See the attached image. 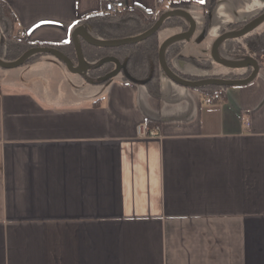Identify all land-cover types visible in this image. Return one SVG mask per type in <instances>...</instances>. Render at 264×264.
Masks as SVG:
<instances>
[{
	"label": "crops",
	"instance_id": "1",
	"mask_svg": "<svg viewBox=\"0 0 264 264\" xmlns=\"http://www.w3.org/2000/svg\"><path fill=\"white\" fill-rule=\"evenodd\" d=\"M3 1L15 35L54 47L79 27L96 36L78 21L109 0ZM123 1L146 18L173 9L193 16L194 33L179 43L184 57L171 58L189 79L249 68L217 63L212 46L264 12V0H214L211 9L212 0ZM181 26L168 24L161 42L188 30ZM260 57L252 81L225 86L210 104L212 92L162 69L156 95L145 80L125 78L124 64L98 82L51 53L0 66V264H264ZM142 123L159 134L138 137Z\"/></svg>",
	"mask_w": 264,
	"mask_h": 264
},
{
	"label": "trees",
	"instance_id": "2",
	"mask_svg": "<svg viewBox=\"0 0 264 264\" xmlns=\"http://www.w3.org/2000/svg\"><path fill=\"white\" fill-rule=\"evenodd\" d=\"M214 4V0L210 2V9ZM163 14V13H162ZM160 14L155 18H146L144 15L131 8H124L116 12L102 11L99 13L87 14L78 21L79 24L90 25L100 39H117L131 37L141 34L151 28ZM185 21L183 17L175 15L167 18L159 30L146 39L138 41L136 43H128L114 47H100L95 46L87 42L85 39H81L82 48L87 61V76L91 81L98 82L101 77L114 71L117 67V62L113 59H107L100 63L102 59L106 57H114L118 61L124 64L122 72L125 74V78L132 77L134 80H145L148 85L154 86V94H159V72L161 71V65L159 62V48L161 46V39L159 34L168 24H182L183 30L188 29V23L183 24ZM247 21L245 24L250 22ZM240 26L236 25L234 28ZM15 17L10 7L0 0V57L5 61H13L18 59L26 50L41 46L37 42L28 41L24 37H18L15 35ZM183 43V40L174 41L167 47L166 59L170 67L177 72L179 75L189 78L188 76L178 72L171 63V58L175 55H181V46L179 43ZM65 45H69L71 50L69 51ZM54 47L64 51L75 61H77V54L73 39L67 43L57 44ZM5 48V53L2 49ZM219 52L222 58L229 60H245L254 58L258 61L259 66L262 65L261 55L264 54V27L256 28L251 32L239 37L229 38L224 40L219 46ZM42 53H37L30 56L28 59L31 60L40 56ZM193 61L195 64L202 67H209L211 61L198 59L194 57H186ZM252 68H246V71L242 74H235L232 72L212 73L210 77H221V78H245L250 75ZM194 79V78H193ZM108 80V79H107ZM225 86L218 85H204L197 87L198 89L205 90L208 92H219L222 94V89Z\"/></svg>",
	"mask_w": 264,
	"mask_h": 264
},
{
	"label": "water",
	"instance_id": "3",
	"mask_svg": "<svg viewBox=\"0 0 264 264\" xmlns=\"http://www.w3.org/2000/svg\"><path fill=\"white\" fill-rule=\"evenodd\" d=\"M175 15L186 18L190 22V26L187 31L176 33L174 35L169 36L167 39L163 41V43L161 44L159 48V62H160L162 71L172 80L184 86H190V87H199V86H204V85L228 86V85L247 84L257 76L258 71H259V64L256 59L254 58H249L245 60L225 59L219 55L218 47L226 39L241 37L249 33L250 31L254 30L255 28H257L264 21V12H262L256 18H254L249 24H247L243 28L236 30V31H227L223 33L215 40L212 46V51H211L212 58L217 63L224 65L226 67H230V68L252 67V71L250 75L245 78L205 77V78H200V79H189V78H185L179 75L177 72H175L170 67L166 59L167 47L169 46V44H171L174 41L181 40V39H190V37L192 36L196 28V22L193 16L183 9H173V10L165 12L158 18L156 23L151 28H149L148 30H146L145 32L139 35L132 36V37L117 38V39H100L94 36L93 34H91L90 32L86 31L82 27L75 29L72 35V39H73L75 51L77 54V61H78L77 66H75L72 63L71 57L68 54H66L64 51L56 47H48V46L32 47L26 50L18 59L13 60V61H5L0 57V66L4 68H15V67L22 65L30 56L34 54L51 53V54L56 55L58 58H60L66 64V66L68 67L70 71L74 73H83L87 69L88 65H87L85 55H84L82 44L80 42V38L85 39L87 42H89L92 45L100 46V47H114V46H119V45L128 44V43H135L143 39H146L152 34H154L157 30H159V28L161 27V25L167 18L171 16H175ZM0 36H1V32H0ZM110 58H113L117 62V67L111 73L107 74L104 77H101V79L103 80L110 79L113 76L117 75L123 66L122 63H120L118 59L114 57H106L102 59L100 63Z\"/></svg>",
	"mask_w": 264,
	"mask_h": 264
},
{
	"label": "built area",
	"instance_id": "4",
	"mask_svg": "<svg viewBox=\"0 0 264 264\" xmlns=\"http://www.w3.org/2000/svg\"><path fill=\"white\" fill-rule=\"evenodd\" d=\"M125 3L123 0H109L105 3V11L116 12L118 10L124 9ZM222 100V95L219 92H213L206 94L204 96L205 103H214ZM160 132V126L156 125L153 127L148 126L147 124H139L136 128V134L138 137L147 138L157 136Z\"/></svg>",
	"mask_w": 264,
	"mask_h": 264
},
{
	"label": "rangeland",
	"instance_id": "5",
	"mask_svg": "<svg viewBox=\"0 0 264 264\" xmlns=\"http://www.w3.org/2000/svg\"><path fill=\"white\" fill-rule=\"evenodd\" d=\"M27 61H29V59H27L25 62H27ZM12 70H14V69H12ZM210 72V74H212L213 73V71L211 70V71H209ZM215 73H219V72H215Z\"/></svg>",
	"mask_w": 264,
	"mask_h": 264
}]
</instances>
